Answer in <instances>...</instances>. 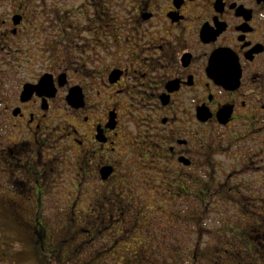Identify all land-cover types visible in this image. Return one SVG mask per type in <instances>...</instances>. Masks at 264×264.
<instances>
[{"label": "flooded vegetation", "instance_id": "obj_1", "mask_svg": "<svg viewBox=\"0 0 264 264\" xmlns=\"http://www.w3.org/2000/svg\"><path fill=\"white\" fill-rule=\"evenodd\" d=\"M207 194L264 256V0H0V224L183 260Z\"/></svg>", "mask_w": 264, "mask_h": 264}, {"label": "trees", "instance_id": "obj_2", "mask_svg": "<svg viewBox=\"0 0 264 264\" xmlns=\"http://www.w3.org/2000/svg\"><path fill=\"white\" fill-rule=\"evenodd\" d=\"M206 197V202L208 200ZM230 197L222 196L221 200L229 201ZM207 204V203H206ZM230 207V206H229ZM208 214L207 205L204 206L201 213L195 212L190 213V224L193 223L196 226L195 231H203L204 221ZM33 215L30 216L29 221L33 223ZM31 223V225H32ZM176 224V221H173ZM215 230H206L211 234L216 243L215 245H210V243L205 244L207 247H214L209 250L208 248H200L199 246L203 244L199 242L197 237L194 241V246L196 251H192L189 255V264H264V256L256 251L255 248H251L247 244L246 237L244 236L247 225L245 223L238 222V226L235 224L234 220L223 223L222 226H217ZM38 230L33 227L28 229H23L20 227H9L7 223L0 224V260L3 263H9L11 260H16L22 255L21 259H28L20 261V264L30 262V264H123L124 261H104L100 259L87 258V252L82 253L83 258L78 257V251H81L82 245H74V248L69 251V244L65 245L62 250L58 247L63 246L62 236L59 234H54L53 238L49 239L48 242L41 241L36 236ZM194 231V230H193ZM205 231V230H204ZM238 232V233H237ZM38 233V232H37ZM243 235V236H242ZM36 237V238H35ZM56 238V244L51 245L52 239ZM204 245V244H203ZM51 248V249H50ZM52 248H56L54 251ZM68 251L70 252L68 254ZM81 253V252H80ZM24 254V255H23ZM172 260H156L155 262L151 260H137L136 258H131L130 261L124 264H182V260L179 259L180 250L178 244L173 246L172 250ZM197 254V255H196ZM77 256L78 259L75 257ZM26 257V258H25ZM87 258V259H86ZM12 261V262H13ZM207 261H210L209 263Z\"/></svg>", "mask_w": 264, "mask_h": 264}, {"label": "rangeland", "instance_id": "obj_3", "mask_svg": "<svg viewBox=\"0 0 264 264\" xmlns=\"http://www.w3.org/2000/svg\"><path fill=\"white\" fill-rule=\"evenodd\" d=\"M208 200H207V207H208V214L206 216V219L204 221V225H202L204 228H203V232H204V235L202 234V237H203V244L200 245L198 249L201 250V248H208L209 250L213 249L214 247H207L205 244L207 243H210L209 246L211 245H215L216 241L214 239V237L209 234L208 232H206V230H215L214 228H217V226H222L223 223H226V222H229V219L231 220L232 219V210L231 208L229 207V204L226 203V201L224 200H220L218 202H216V198L215 196L213 195H208ZM206 196V197H207ZM205 230V231H204ZM176 235H179V233L176 232ZM195 233L193 231V229L190 227V230H189V239H188V246H189V253L188 255L185 253H183V257L184 255H186L184 257V259L182 260V264H189V255L190 253L194 250L196 251L195 249V246H194V240H195ZM177 244L179 245V247H182L184 246V244L180 241V242H177ZM197 252V251H196ZM24 255V254H23ZM197 255V254H196ZM22 258V255L17 258L16 260H11L8 264H20L22 260H28L26 257V259H21ZM13 261V262H12ZM27 263L25 264H30V262L26 261ZM208 263L210 261H207ZM0 264H7V263H3L1 260H0ZM118 264H121V263H118Z\"/></svg>", "mask_w": 264, "mask_h": 264}, {"label": "water", "instance_id": "obj_4", "mask_svg": "<svg viewBox=\"0 0 264 264\" xmlns=\"http://www.w3.org/2000/svg\"><path fill=\"white\" fill-rule=\"evenodd\" d=\"M43 82V80H40V83Z\"/></svg>", "mask_w": 264, "mask_h": 264}]
</instances>
